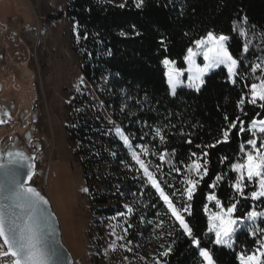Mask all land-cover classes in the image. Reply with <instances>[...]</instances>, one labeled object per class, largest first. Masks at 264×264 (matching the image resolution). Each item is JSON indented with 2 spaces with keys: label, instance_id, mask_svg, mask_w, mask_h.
Instances as JSON below:
<instances>
[{
  "label": "trees",
  "instance_id": "trees-1",
  "mask_svg": "<svg viewBox=\"0 0 264 264\" xmlns=\"http://www.w3.org/2000/svg\"><path fill=\"white\" fill-rule=\"evenodd\" d=\"M123 3L125 7L120 8V4L106 0H68L64 13L47 18L65 14L74 22L71 47L79 55L83 77L91 84L104 78L97 86L104 106L129 136L131 146L146 149L144 158L173 204L178 208L191 205V215H183L201 241L200 247L212 253L215 264H240L239 253L264 249V217L244 222L234 234L230 249L215 244L214 236L207 234L205 205L212 194L223 207L235 203L233 216L237 219L264 209V198L253 200L249 195L256 189L255 182L245 180V196L235 191L232 184L238 173L231 167L244 159L247 140L254 137L252 121L264 118L261 102H247L250 85L264 78V65L255 73L251 67L264 62V0H144L139 9L134 0ZM245 16L247 23L243 22ZM233 22L238 25L236 30ZM239 27L246 29L247 37L239 35ZM208 32L229 37V51L241 61L237 82L233 84L221 66L204 76L200 91L179 87L176 95H171L162 61L167 58L184 69L187 49ZM245 40L250 41L247 53L243 52ZM242 96L245 104L238 106ZM65 107V130L94 214L123 217L120 222L128 238L138 245L153 225L163 220L167 249L171 251L153 264H202L199 248L169 216L128 146L117 138L112 126L105 124L101 111L80 91ZM233 121L237 127L230 132L229 140L217 144L222 131ZM241 127L245 131H240ZM157 128L163 141L156 135ZM262 140L258 133L257 145ZM209 144L215 147H207ZM204 152L208 153L206 157ZM193 161L207 168V174L198 179L191 201L178 200L176 193H182L181 182ZM217 176L222 179L216 181ZM214 182L216 187H210ZM128 208L132 211L122 215Z\"/></svg>",
  "mask_w": 264,
  "mask_h": 264
},
{
  "label": "rangeland",
  "instance_id": "rangeland-1",
  "mask_svg": "<svg viewBox=\"0 0 264 264\" xmlns=\"http://www.w3.org/2000/svg\"><path fill=\"white\" fill-rule=\"evenodd\" d=\"M67 1L0 0V120L5 121L0 123V147L21 148L31 155L34 163L31 184L49 200L59 222L62 240L73 257V264H153L167 250L163 220L153 225L139 245L134 244L128 238L123 222H120L123 217L103 218L95 215L90 208L87 191L83 190L86 186L81 168L65 130L67 102L76 91H80L101 111L105 124L112 126L115 135V129L119 126L104 106L97 87L104 78L98 84H91L81 73L79 55L71 47L74 22L65 14L56 19L47 18L49 14L64 13ZM106 1L121 4L125 0ZM30 29L36 35L28 38L26 32ZM191 47L195 49L194 44ZM195 59L203 67V55H197ZM184 63L180 77L182 83L177 88H189L188 64L185 60ZM162 65L167 78L168 69ZM168 88L172 95L169 85ZM259 120L264 118L255 121ZM258 133L253 138L257 139ZM262 136L260 145H264V134ZM141 149L128 146L130 155L136 151L154 176L144 158L146 152ZM251 150L249 145L246 153ZM136 165L147 184L156 191L169 216L179 225L159 192L144 176L143 169ZM186 178L198 180L200 177L189 168L181 182L182 193L187 187ZM182 193H176L178 200L187 199ZM207 201L211 205L207 204L208 210L205 211L208 217L206 232L212 234L215 240V233L208 231L209 216L226 211L230 206L217 207L214 200L207 198ZM237 220L236 232L244 222H255L248 219V214L244 219ZM9 262L10 257L0 256V264Z\"/></svg>",
  "mask_w": 264,
  "mask_h": 264
},
{
  "label": "snow or ice",
  "instance_id": "snow-or-ice-1",
  "mask_svg": "<svg viewBox=\"0 0 264 264\" xmlns=\"http://www.w3.org/2000/svg\"><path fill=\"white\" fill-rule=\"evenodd\" d=\"M144 0H135V7L142 8ZM120 8H124L125 4L121 3ZM243 22L247 23V17L243 18ZM238 27L236 22H233V29ZM255 27V26H253ZM121 35H124L121 32ZM140 35V33H137ZM239 35L241 37H247V31L243 27H239ZM229 37L226 35H214L212 32H208L206 37L195 40V49L189 47L187 49V55L184 60L188 64V84L187 87L200 91L201 86L204 84V76L209 70L214 68H220L223 66L227 69L229 80L233 84L237 82L236 78L239 75L238 68L241 63L240 60L235 58L232 52L229 51L227 41ZM160 43L163 45L164 40L161 39ZM250 41L245 40L243 44V52L249 51ZM203 55L204 64L201 67L196 63V56ZM162 63L168 69L167 82L171 89L172 95H176V89L179 84L182 83L180 77L183 75V70L175 67V61L165 58ZM264 62L253 64L252 72L255 73L257 69L262 68ZM83 83V79H81ZM248 103L253 105L260 103V107L264 108V78H260L257 83L250 85V91L248 96ZM238 106L245 104V97H241L237 102ZM241 111L243 108L241 107ZM7 115V114H6ZM225 120L228 117L225 116ZM239 120V117H237ZM5 121L0 120V123ZM237 127L236 121L229 124L227 128L222 131V140H217L216 143L227 142L229 140L230 132ZM253 136L257 132L264 134V120L252 121ZM116 135L123 141V143L131 147L129 136L117 127L115 129ZM240 131H245L243 127ZM156 135L163 141L164 137L161 133V129L155 130ZM247 144L251 146V151L246 153V157L242 163L232 164V169L238 173L237 179L232 187L240 196H245L244 188L247 186L245 180L248 182H255L256 190L252 191L249 195L253 200H260L264 198V145L257 146V139L252 138L247 140ZM207 147H215L213 144L207 145ZM241 151L245 150L244 144H241ZM146 151V149H141ZM193 156L196 154L193 153ZM203 155L206 157L207 152ZM8 160L0 161V169H3L4 179L0 180V256L10 257L9 264H52V257L48 251V246L45 243V236L41 228V218L46 213L45 206L48 201L32 186L27 183V180H31L33 176L34 165L29 163L27 165V180L22 181L18 178V172L9 168V165H16L22 163L27 158L23 153L16 152L15 154L7 153ZM132 159L143 169L144 176L151 185L159 192L160 198L163 199L168 206L171 215L175 217L179 222V227L186 234L191 243L199 248V255L203 258L204 264H215L212 253L204 247H200L201 241L194 234L192 227L186 221L185 216L182 213L191 215V205H185L181 208H177L170 200L169 196L160 187L159 183L154 178L153 174L145 166L144 162L140 159V155L136 151L131 153ZM164 157L161 156V159ZM206 162V161H205ZM202 165L198 161H193L189 166L190 171L195 172L196 176L201 179L207 174V168L202 169ZM178 171V169H177ZM221 176L216 177V181L221 180ZM187 187L184 189L182 195L187 197L188 201L193 199V195L196 192L198 180L192 178H186L185 181ZM210 187H216L214 182ZM87 191V189H83ZM209 200H214L217 207H221V201L216 198L214 194L209 195ZM207 205H205V211H207ZM132 211L131 208L128 209ZM236 211V204H231L226 211L213 213L209 216L208 231L215 233L214 243L217 245H223L227 248L233 247V236L236 232L235 225L238 220L234 218L233 214ZM264 216V212H257L252 210L248 213V219L255 221L257 217ZM253 235L255 233L253 232ZM264 246V241L261 242ZM130 250V249H129ZM171 249L165 250L162 255L167 256ZM240 264H264V250L257 249L255 253L251 255L239 256Z\"/></svg>",
  "mask_w": 264,
  "mask_h": 264
},
{
  "label": "water",
  "instance_id": "water-1",
  "mask_svg": "<svg viewBox=\"0 0 264 264\" xmlns=\"http://www.w3.org/2000/svg\"><path fill=\"white\" fill-rule=\"evenodd\" d=\"M9 152L13 154H15L16 152H20L23 153L24 157L27 158L20 164L9 165L10 169L18 172L19 179H21L22 181L27 180V165L29 163L34 165L31 155L26 150L21 148H8L1 146L0 161L6 162L8 160L7 153ZM3 172L4 170L0 169V180L4 179ZM27 183L30 186L34 187L48 201V204L45 206L46 213L41 218V228L45 236V243L48 246V251L52 257V264H73V257L62 240L59 222L49 200L47 199L45 194H43L40 190H38L34 185L31 184V180H27Z\"/></svg>",
  "mask_w": 264,
  "mask_h": 264
},
{
  "label": "bare ground",
  "instance_id": "bare-ground-1",
  "mask_svg": "<svg viewBox=\"0 0 264 264\" xmlns=\"http://www.w3.org/2000/svg\"><path fill=\"white\" fill-rule=\"evenodd\" d=\"M26 33H27L26 35H27L28 38H31V37L36 35V34L33 33V30H31V29L28 30Z\"/></svg>",
  "mask_w": 264,
  "mask_h": 264
},
{
  "label": "built area",
  "instance_id": "built-area-1",
  "mask_svg": "<svg viewBox=\"0 0 264 264\" xmlns=\"http://www.w3.org/2000/svg\"><path fill=\"white\" fill-rule=\"evenodd\" d=\"M32 30V29H31Z\"/></svg>",
  "mask_w": 264,
  "mask_h": 264
}]
</instances>
